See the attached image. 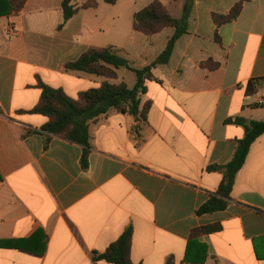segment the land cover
Instances as JSON below:
<instances>
[{
    "label": "crops",
    "instance_id": "1",
    "mask_svg": "<svg viewBox=\"0 0 264 264\" xmlns=\"http://www.w3.org/2000/svg\"><path fill=\"white\" fill-rule=\"evenodd\" d=\"M62 1L26 0L18 13L0 17V243L26 240L28 251L0 248V264H110L93 262L92 253L129 226L132 264H164L169 256L176 264H264V134L236 175L228 207L196 214L222 180L207 167L229 162L244 136V127L228 121H264V86L245 93L248 81L264 78V0H192L186 34L140 96L141 108L149 104L147 123L136 133L132 117L110 112L91 124L87 170L77 144L52 137L44 149L39 131L47 119L28 113L40 100L38 84L76 99L106 79L67 71L65 63L114 46L142 68L174 30L151 37L133 31L134 14L151 0H131L127 14L108 16L103 0H74L96 8L79 9L65 23ZM159 1L176 19L186 11L187 0ZM236 5L235 20L215 24ZM105 28L114 31L111 42L98 35ZM207 61L218 66L203 67ZM115 72L110 83L133 88L131 71ZM24 129L37 133L22 138ZM215 224L219 232L199 239L207 260L185 262L191 230Z\"/></svg>",
    "mask_w": 264,
    "mask_h": 264
},
{
    "label": "trees",
    "instance_id": "2",
    "mask_svg": "<svg viewBox=\"0 0 264 264\" xmlns=\"http://www.w3.org/2000/svg\"><path fill=\"white\" fill-rule=\"evenodd\" d=\"M108 5H115L118 0H103ZM192 0L185 2V9L182 17H172L159 0H151V3L144 9L136 12L132 20V29L146 37L160 33L166 28L174 30L173 35L168 39L164 50L148 65L142 68H134L123 56L122 50L108 46L105 48H89L74 61L64 64L67 71L79 72L106 80L97 88H92L78 94L76 99L68 97L63 90L54 89L45 84L39 83L41 96L38 104L30 110L29 114L42 115L47 119L46 124L40 129L39 134L43 136L44 149H47L51 138L57 137L77 144L83 148L80 165L83 170L88 168V156L91 150V136L89 128L99 118L108 115L110 112H117L133 118L132 127L136 133L140 127L147 123V112L149 104L140 107V96L146 93V83L157 81L152 70L159 65L168 64L175 43L187 32L186 17L188 6ZM26 0H0V17L8 16L11 13H18ZM96 8V3L88 1L80 8L74 0H63L61 10L63 22H67L77 14L79 9ZM240 5H236L226 17H214L215 24L230 22L237 18ZM211 69L218 65L207 61L202 65ZM127 69L135 76V85L129 88L125 83L112 84L109 80L117 79L115 70ZM264 86V78L252 79L245 87L246 95L255 94ZM236 125L244 127V136L237 142L234 154L229 162L224 165H211L207 167L208 172H216L222 175L221 183L215 194L200 206L196 214H212L225 210L231 202L230 194L237 173L242 168L251 145L257 138L264 134V121H250L248 124L242 118L229 120ZM37 133L24 129L22 138ZM220 224L199 227L191 230L184 254V261L191 263H204L208 258V247L199 239L203 235L219 232ZM133 230L129 226L123 234L112 243L104 252L92 253L91 260L105 261L110 264H132L130 260L131 241ZM26 240L12 241L8 244L0 243V248H12L22 252H28L25 248ZM43 248L36 254L41 256L45 249L46 238L43 239ZM6 245V246H4ZM31 254H34L31 252ZM164 264H176L174 258L169 256Z\"/></svg>",
    "mask_w": 264,
    "mask_h": 264
},
{
    "label": "rangeland",
    "instance_id": "3",
    "mask_svg": "<svg viewBox=\"0 0 264 264\" xmlns=\"http://www.w3.org/2000/svg\"><path fill=\"white\" fill-rule=\"evenodd\" d=\"M131 0H122L121 2H119V4H117L116 7H112L111 5L108 4H104L103 1V8H100V11L102 12V14L104 15H112L115 14L117 12H120L121 14H127V12L129 11L127 9V5L129 6H133V4H131L130 2ZM117 32L122 33V27H119V29H117ZM99 36H102V38H106L107 40H109V42H111L113 35H114V31L111 28H105V31H103L102 33L98 34Z\"/></svg>",
    "mask_w": 264,
    "mask_h": 264
},
{
    "label": "built area",
    "instance_id": "4",
    "mask_svg": "<svg viewBox=\"0 0 264 264\" xmlns=\"http://www.w3.org/2000/svg\"><path fill=\"white\" fill-rule=\"evenodd\" d=\"M14 31L13 29L8 30V35L10 38H13Z\"/></svg>",
    "mask_w": 264,
    "mask_h": 264
}]
</instances>
